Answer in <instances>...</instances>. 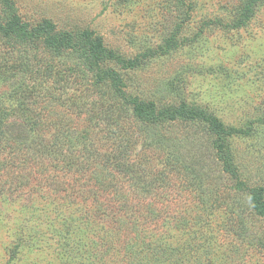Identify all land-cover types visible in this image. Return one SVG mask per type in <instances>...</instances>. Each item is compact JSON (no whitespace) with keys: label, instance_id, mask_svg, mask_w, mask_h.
Here are the masks:
<instances>
[{"label":"rangeland","instance_id":"1","mask_svg":"<svg viewBox=\"0 0 264 264\" xmlns=\"http://www.w3.org/2000/svg\"><path fill=\"white\" fill-rule=\"evenodd\" d=\"M15 16L94 32L130 96L219 119L237 177L204 122L110 124L85 54L0 35L5 138L58 148L1 156L0 264H264L247 193L264 189V0H0Z\"/></svg>","mask_w":264,"mask_h":264},{"label":"trees","instance_id":"2","mask_svg":"<svg viewBox=\"0 0 264 264\" xmlns=\"http://www.w3.org/2000/svg\"><path fill=\"white\" fill-rule=\"evenodd\" d=\"M56 31V26L49 21H44L38 26L31 28L28 24L23 23L18 16H15L4 25L0 24V35L3 38L9 39L15 36L19 41L26 43L41 41L45 47L54 50L56 53L78 49L85 54L90 64V70L95 72L96 75L95 87L99 88V86L103 87L102 84H108L111 88V91L107 92L110 95L109 99H107L109 95L103 94V98L100 101L101 116L110 124H114L118 120L115 117L117 109H124L130 112L131 117L142 125L158 126L177 120L204 122L216 138L215 149L218 152V157L224 163L225 170L237 177L235 168H232V151L228 143V139L234 131L228 129L219 119L209 115L204 110L188 107L186 104L176 108H159L154 102H147L138 97L130 96L120 73L114 70H104L101 66L102 61L111 53L105 47L102 38L92 31H85L81 34L80 40L77 43H73L70 35L57 33ZM130 64H133V62L131 61ZM14 68L16 67L14 66ZM7 72V70L4 71L0 67V77L4 74L7 75ZM9 75L15 77L18 73H9ZM2 126H4L3 116L0 113V166L4 164V162H1L3 154L6 157L9 155L13 156L12 159H16L24 152L23 156L31 160L32 158H37V156H48L49 158L57 153V146L49 147L45 144V139L40 138H35V141L33 139L27 140V143L22 142L20 144L22 148L19 147L18 150L17 146L19 143H17V138H5V130L2 129ZM65 165L71 168L73 163L67 161ZM247 193L252 212L256 216L264 218V189L252 188Z\"/></svg>","mask_w":264,"mask_h":264}]
</instances>
